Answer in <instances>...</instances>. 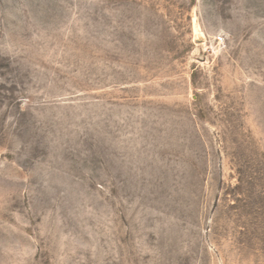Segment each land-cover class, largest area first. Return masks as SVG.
Wrapping results in <instances>:
<instances>
[{
    "label": "rangeland",
    "instance_id": "374dc122",
    "mask_svg": "<svg viewBox=\"0 0 264 264\" xmlns=\"http://www.w3.org/2000/svg\"><path fill=\"white\" fill-rule=\"evenodd\" d=\"M0 264H264V0H0Z\"/></svg>",
    "mask_w": 264,
    "mask_h": 264
},
{
    "label": "bare ground",
    "instance_id": "6f19581e",
    "mask_svg": "<svg viewBox=\"0 0 264 264\" xmlns=\"http://www.w3.org/2000/svg\"><path fill=\"white\" fill-rule=\"evenodd\" d=\"M195 34L199 35L200 34V28H199V24L198 21L195 19Z\"/></svg>",
    "mask_w": 264,
    "mask_h": 264
}]
</instances>
